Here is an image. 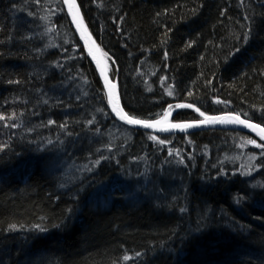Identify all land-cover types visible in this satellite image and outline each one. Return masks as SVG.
Listing matches in <instances>:
<instances>
[{
	"label": "trees",
	"instance_id": "16d2710c",
	"mask_svg": "<svg viewBox=\"0 0 264 264\" xmlns=\"http://www.w3.org/2000/svg\"><path fill=\"white\" fill-rule=\"evenodd\" d=\"M75 3L130 118L264 127V0ZM0 264H264V142L122 125L61 0H0Z\"/></svg>",
	"mask_w": 264,
	"mask_h": 264
},
{
	"label": "water",
	"instance_id": "95a60500",
	"mask_svg": "<svg viewBox=\"0 0 264 264\" xmlns=\"http://www.w3.org/2000/svg\"><path fill=\"white\" fill-rule=\"evenodd\" d=\"M61 3L74 35L97 73L111 111L122 125L154 136H184L206 131H237L255 136L264 142V127L246 121L235 114H221L203 117L201 121L167 125L139 121L127 116L121 105L117 85L109 79L97 45L81 20L75 0H61ZM74 8L76 9V16L73 12Z\"/></svg>",
	"mask_w": 264,
	"mask_h": 264
},
{
	"label": "bare ground",
	"instance_id": "6f19581e",
	"mask_svg": "<svg viewBox=\"0 0 264 264\" xmlns=\"http://www.w3.org/2000/svg\"><path fill=\"white\" fill-rule=\"evenodd\" d=\"M73 12H74V14L76 16L77 13H76V9L75 8L73 9ZM167 124H169V117L168 116L162 118L160 121L157 122V125H167Z\"/></svg>",
	"mask_w": 264,
	"mask_h": 264
},
{
	"label": "rangeland",
	"instance_id": "374dc122",
	"mask_svg": "<svg viewBox=\"0 0 264 264\" xmlns=\"http://www.w3.org/2000/svg\"><path fill=\"white\" fill-rule=\"evenodd\" d=\"M172 113H173V110L170 109V110H168V111L165 113V115H164L162 118H164V117H166V116L171 117ZM162 118H161V119H162ZM161 119H160V120H161ZM160 120H158V121H160ZM158 121H157V122H158ZM169 124H173V123H171L170 119H169ZM249 146H250V144H249Z\"/></svg>",
	"mask_w": 264,
	"mask_h": 264
}]
</instances>
